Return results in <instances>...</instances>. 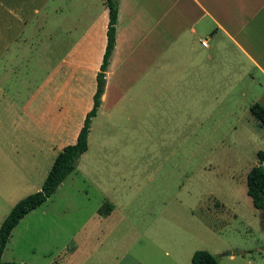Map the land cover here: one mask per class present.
Segmentation results:
<instances>
[{"label": "rangeland", "instance_id": "obj_1", "mask_svg": "<svg viewBox=\"0 0 264 264\" xmlns=\"http://www.w3.org/2000/svg\"><path fill=\"white\" fill-rule=\"evenodd\" d=\"M2 89L20 103L28 94L14 77ZM132 95L95 120L76 168L12 229L2 264H192L200 249L218 264H264V210L246 192L264 124L249 95L196 109L147 108L141 89ZM31 128L0 123V223L51 166L43 142L25 138Z\"/></svg>", "mask_w": 264, "mask_h": 264}, {"label": "crops", "instance_id": "obj_2", "mask_svg": "<svg viewBox=\"0 0 264 264\" xmlns=\"http://www.w3.org/2000/svg\"><path fill=\"white\" fill-rule=\"evenodd\" d=\"M108 20L106 0H0V123L28 122L25 138L42 141L51 164L92 108ZM5 77L25 87L22 103L2 89ZM140 89L147 108L237 107L247 94L264 106V0H117L89 133Z\"/></svg>", "mask_w": 264, "mask_h": 264}, {"label": "trees", "instance_id": "obj_3", "mask_svg": "<svg viewBox=\"0 0 264 264\" xmlns=\"http://www.w3.org/2000/svg\"><path fill=\"white\" fill-rule=\"evenodd\" d=\"M106 5L109 10V20L106 29V46L102 62L96 75L97 84L93 96L92 108L86 113L76 142L63 146L55 156L40 189L17 201L0 223V264H2L1 255L11 235L12 229L24 215L44 203L48 197L56 191L58 186L76 168L81 154L88 148L87 137L90 124L101 103V95L105 87L106 71L115 45L117 0H106ZM250 111L255 118L264 124V106L258 102H254L250 106ZM258 156L260 163L252 166L247 172L246 192L251 197L253 206L257 209L264 210V167L261 163V161L264 160V151H259ZM108 208L110 210L112 208L111 205L108 206ZM191 262L192 264H218L213 254L202 249L193 252ZM9 264L22 263L11 262Z\"/></svg>", "mask_w": 264, "mask_h": 264}, {"label": "built area", "instance_id": "obj_4", "mask_svg": "<svg viewBox=\"0 0 264 264\" xmlns=\"http://www.w3.org/2000/svg\"><path fill=\"white\" fill-rule=\"evenodd\" d=\"M202 44H203V45H205V44H206V42H205V41H203V42H202Z\"/></svg>", "mask_w": 264, "mask_h": 264}]
</instances>
